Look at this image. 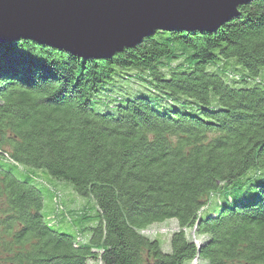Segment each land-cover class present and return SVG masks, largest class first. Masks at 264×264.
Listing matches in <instances>:
<instances>
[{"label": "trees", "instance_id": "16d2710c", "mask_svg": "<svg viewBox=\"0 0 264 264\" xmlns=\"http://www.w3.org/2000/svg\"><path fill=\"white\" fill-rule=\"evenodd\" d=\"M26 168L94 212L57 184L45 215ZM263 169L264 0L108 59L0 44V264H264V175L249 176ZM167 219L169 253L144 233Z\"/></svg>", "mask_w": 264, "mask_h": 264}, {"label": "water", "instance_id": "95a60500", "mask_svg": "<svg viewBox=\"0 0 264 264\" xmlns=\"http://www.w3.org/2000/svg\"><path fill=\"white\" fill-rule=\"evenodd\" d=\"M254 0H0V44L26 38L108 59L158 30L214 31Z\"/></svg>", "mask_w": 264, "mask_h": 264}, {"label": "rangeland", "instance_id": "374dc122", "mask_svg": "<svg viewBox=\"0 0 264 264\" xmlns=\"http://www.w3.org/2000/svg\"><path fill=\"white\" fill-rule=\"evenodd\" d=\"M134 77V75H131V77ZM134 81H137L136 79H134ZM27 171L35 174V175H39V176H43L45 181H42V187L45 190V198H44V206H43V213L45 215H49L53 209V203L51 201V190H57L56 188H58L57 184H59V189L62 190L63 193L67 194L65 199H67V201L70 202V198L73 196L70 195H74L75 197L78 198V203L79 205H81L83 203V205H85V207L89 208L91 212H94V208H95V203L91 198H84L79 196L73 189L72 184H70L67 181H58L57 179H53L51 178L47 172L42 171V170H36V169H32V168H26ZM258 175V176H257ZM264 175V169L261 170V172H256L255 170H252L249 173V176L253 177V180L258 178L259 176ZM16 176L18 178L22 179V174L16 172ZM252 180V181H253ZM41 186V185H40ZM253 192L252 187L250 186V183H246L244 185H242V187L237 191L234 190L233 191V195L235 197L238 198V195H246V196H250ZM81 200V201H80ZM216 200L212 199L211 200V206L208 210H206L204 212V215H206L211 209L212 207H214ZM69 204V203H68ZM78 205V207H79ZM60 225V230L64 231V232H69V233H74L72 230V227L65 225L64 223H61ZM178 228V221L177 219H167L165 221L162 222H158L155 223L153 225H151L150 227H148L144 233H146L149 237L153 238V239H157L158 242L160 243L161 249L162 251L169 253L171 251V244H170V239H171V235L172 232L175 231ZM58 229V228H57ZM186 234L188 236V238H193L197 243L200 244V242L203 240V237H196V239L194 238V234L193 231L191 229H186ZM89 264H99L98 262L93 263V261L89 262ZM186 264H203L201 261L199 260H194L190 263H186Z\"/></svg>", "mask_w": 264, "mask_h": 264}]
</instances>
